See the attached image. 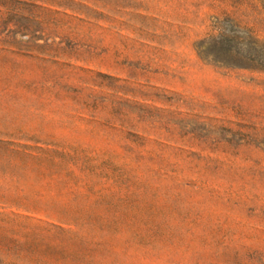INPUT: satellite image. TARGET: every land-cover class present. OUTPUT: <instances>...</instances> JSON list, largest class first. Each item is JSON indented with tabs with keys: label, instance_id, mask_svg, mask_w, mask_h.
<instances>
[{
	"label": "rangeland",
	"instance_id": "374dc122",
	"mask_svg": "<svg viewBox=\"0 0 264 264\" xmlns=\"http://www.w3.org/2000/svg\"><path fill=\"white\" fill-rule=\"evenodd\" d=\"M0 264H264V0H0Z\"/></svg>",
	"mask_w": 264,
	"mask_h": 264
}]
</instances>
